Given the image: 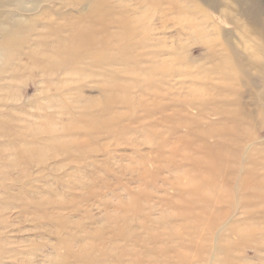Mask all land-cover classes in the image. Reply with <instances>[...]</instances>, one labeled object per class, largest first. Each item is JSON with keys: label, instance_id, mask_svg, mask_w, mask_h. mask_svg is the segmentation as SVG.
Instances as JSON below:
<instances>
[{"label": "rangeland", "instance_id": "obj_1", "mask_svg": "<svg viewBox=\"0 0 264 264\" xmlns=\"http://www.w3.org/2000/svg\"><path fill=\"white\" fill-rule=\"evenodd\" d=\"M138 1L124 2L154 15L149 26L161 27L148 34L159 40L149 42L155 48L144 50L136 43L148 37L144 32L120 42L119 48L133 45L129 54L85 40L73 48L75 54L58 52L68 63V75L61 67L46 70L52 76L43 77L41 69L30 67L33 72L23 71L24 79L17 82L18 97L4 98L0 110L29 123L36 140L42 139L37 146L43 147L35 145L39 154L5 169L9 183L0 190L5 202L0 264H63L62 257L67 264H264L263 226L245 222L244 214L264 207L246 199L264 196V181L257 180L264 175L260 25L242 15L244 0H217V9L190 3L205 10L211 22V35L202 39L187 36L191 17L172 13L174 23L157 22L165 8L139 7ZM253 3L256 19H264V0ZM113 40L110 46L116 47ZM226 40L244 69L235 60L224 64L205 56L206 42ZM89 49L96 55L86 56ZM150 52L158 55L144 57ZM108 54L109 62L117 61L114 69L102 65ZM242 69L256 83L249 84L239 74ZM166 71L174 77L164 84ZM59 80L67 84L66 96L49 86L62 89ZM152 83L157 88H148ZM195 100H212L213 106L205 105L199 114L197 105L192 107ZM180 190L182 199L176 196Z\"/></svg>", "mask_w": 264, "mask_h": 264}, {"label": "bare ground", "instance_id": "obj_2", "mask_svg": "<svg viewBox=\"0 0 264 264\" xmlns=\"http://www.w3.org/2000/svg\"><path fill=\"white\" fill-rule=\"evenodd\" d=\"M124 1L125 0H0V106L3 108L5 107L6 102H5L4 98H6V97H16L17 98L18 97V91L19 90H18L17 82H21V80L24 79V75H22L23 71H29L30 67H34L35 69H41L42 70L43 77L50 78L52 76V74H45V71L50 70V69H54V68H60L61 69V67H63V69L65 70L68 66V63L66 61H62V62L60 61V58H61L60 54H62V55L68 54L69 56L71 54H75L76 52H73V48L82 47L83 46L81 43L82 41H85V40L93 41V42H95L94 45L100 44L103 49H106L108 47H114V49H116L117 47H118V49L122 48V51L125 50L126 53L129 54L132 50L133 45H131L132 46L131 47L130 43H128V45H124V46L119 48V46H120L119 44L121 41H123L125 38L133 39L134 37H137V34H135V33H138V32H144L145 34L147 33L146 35H148L150 32L158 31L161 28L160 27L158 29L156 27L153 28V26L152 27L149 26V23L152 22L154 15L152 16L153 18H151L150 17L151 15L146 13V10L143 13H140L139 11H137V8L131 7V4L130 5L126 4L127 2L125 3ZM127 1L131 2V0H127ZM245 1H246V3H245ZM254 1L248 0V2H247V0H244V2H243L244 4L241 5L240 10L242 12V15L247 16V18H249L250 23L252 22V23H257L260 25L261 31H259V32H261L260 34H261V38H262V42H263V48H264V19H262V18L260 20L256 19L259 12H256V6L253 3ZM197 2H203L204 5L207 7V9L208 8L209 9H217V7H218V1L217 0H139L138 2H136L137 4L136 3L135 4L139 7L141 6V7L148 8L150 5H152V4L154 5V3H155L159 7H164L165 11L158 14L159 16H158L157 22L163 21V23H164L165 21L169 22L171 20V22L174 23V20L172 18L169 19V15H172V13H177V14L180 13V16L181 15H187L188 17H191V21L186 23L187 26L185 27V29L187 30V33H186L187 36H191V34L195 33V35L196 34L200 35L202 37V39L208 38L211 35V33L209 32V30L211 29V27L209 26L211 24V22H210V19L208 18L207 12L205 10L199 9L198 5L196 7H193V8L188 6L190 3H197ZM238 3H239V1H238ZM240 3H241V1H240ZM52 4H57L59 6V8L54 9L52 11L51 10L52 8H49L50 5H52ZM43 5H45L47 8L44 7ZM82 5L83 6L86 5V6H84L82 8L81 7ZM74 10L76 12L75 15L72 13V12H74ZM260 10H261V8H260ZM23 14H28V15H24L25 16L24 17V16H22ZM240 15H241V13H240ZM195 19H196V21H195ZM246 22H245V24H246ZM166 24H168V23H166ZM248 25H249V23H248ZM212 26H213V28H216V27H214L213 23H212ZM97 27H98V30H97ZM109 27H112L110 29L111 31L110 30L108 31L107 28H109ZM209 27H210V29H209ZM251 27H253V26H251ZM163 28H164V26H163ZM251 30H248V31H251ZM226 32H228V31H226ZM226 32H225L224 36L228 37V33H226ZM98 36H101L102 38L98 40L97 39ZM103 37H105V38H103ZM153 38H154V36H153ZM153 38H151V36L148 35V37L142 39L141 41H137L136 43L139 44V46H141V48L144 50H146V49L151 50V47L154 44H156V43H154L152 46L149 45V42L153 41ZM113 39H115V41ZM137 39H138V37H137ZM109 40H110V42H109ZM112 40H113V43L116 42L118 44L116 47L110 46V44H112V42H111ZM155 41L159 42V40H155ZM155 41H153V42H155ZM195 41H198V40H195ZM137 44H135L134 46H137ZM204 45L206 46L205 47V49H206V51H205L206 55L205 56L208 59H210V60L211 59L212 60L219 59V62L221 61V63H224V64H226V62H228V60H231V61L235 60L239 64V67H238L239 70L241 69V67H242L241 66L242 65L241 60L236 59V53H235V51L231 50V46H230V44H228V40H226V42H224V43L223 42H218V43L217 42H206ZM56 49H57V53H56ZM109 50H111V49H109ZM59 51H60V54H58ZM138 51H139V49H138ZM140 51H141V49H140ZM85 52L86 51H84L83 54ZM115 52H117V50ZM93 54L96 55L94 51H91V49H89V51L86 52L85 55L91 58L93 56ZM152 55L157 56L158 54L157 53L152 54L150 52L147 55H145L144 57L148 56L151 58V57H153ZM107 59L108 60H106V64L103 63L102 65H105V67L110 66L111 69H114V67L117 65V63H116L117 61L111 60L112 62H109L110 61V55L109 54L107 55ZM121 62H123V61H121ZM137 64L141 65V63H137ZM242 68L244 69V67H242ZM243 69H242V71H239V74L242 77H244L246 79V81H248L249 84L251 82H252V84L256 83V80L254 81V80L250 79L251 77L248 74V70L243 71ZM219 71L221 72L223 70L220 69ZM32 72L33 71H29V74H31ZM164 74H165V76L163 78L164 84L168 83V79L174 77V76H171L172 73L170 71H166V72H164ZM33 75L34 74H32V76ZM62 75L63 76L68 75V70L63 71ZM115 75H116V73H114L113 80L115 78ZM2 76H3V78H1ZM179 78H180V76H179ZM110 80L111 79H109V82H110ZM59 85L62 87V89L61 88L59 89V86L55 85V84H50L49 86L50 87H52V86L57 87L58 91L62 92V95L59 92L60 96H62V97L66 96L67 92L65 91V88H66L67 84L65 83V81H60ZM159 85H160V83H159ZM148 88L152 89V88H157V87H154V85L152 83V84H150V86ZM262 88H263V92H262L261 96H262V100H264V82L262 83ZM122 90L123 89H121V91ZM208 90L212 91V88H208ZM169 91L170 90L167 89V92H169ZM149 92L150 91H148L147 94H149ZM141 94H143V91L141 92ZM152 96L155 97V99H157L156 93H154ZM204 102L205 103L200 104V103H198V100L197 101L195 100L194 101L195 104H192L193 109H196L194 106L197 105V107H198L197 111L200 114L203 110H207L205 105L213 106V103H211L212 100H206ZM3 111H4V109L0 110V190L1 191L4 190V185H5L4 182L5 181L8 182V180H7L8 174L5 171V169H7V170L14 169V168L16 169L18 167V166H16V164L21 163L22 161L28 159L29 156L33 152H35V150H36L35 145L37 146V141L39 143H40V141H42V139H40V138H39L40 141L38 139L36 140L37 137H36V135H34L36 133L33 129L32 130L34 133L30 131L32 126L29 123H27L23 119L21 121H20V119L16 120V114H12L9 112H3ZM19 113H21V112H19ZM34 119H35V117L33 118V120ZM29 122H30V120H29ZM33 123H35V120L33 121ZM33 123H31V124H33ZM34 125H36V124H34ZM39 125H40V123H39ZM44 129L46 130V128H44ZM44 129L43 130L41 129V131H44ZM49 129L50 128H48L46 131H49ZM35 130H37V129H35ZM51 130H53V129H50V131ZM39 133H41V132H39ZM47 134H49V133H47ZM41 135H42V133H41ZM111 135H113V133H111ZM37 136L39 137L40 134ZM46 137H44V138H46ZM55 138H56V136L54 137V139ZM47 140H45L44 142H47ZM50 140H51V138H50ZM7 142H9V143H7ZM40 145L43 147V144H38V146H40ZM38 146H37V148H38ZM35 153H38V152L36 151ZM52 155L54 156V154H52ZM81 156H79V157H81ZM41 158L42 157L40 156L39 160H41ZM32 159H34V158H32ZM19 161H21V162H19ZM35 161L37 162V160H35ZM40 162H41L40 164H42V161H40ZM26 165H27V163H26ZM22 166L23 165L21 164L20 167H22ZM18 170H19V168H18ZM23 170H24V168L22 169V172H23ZM20 171L21 170H19V172ZM14 172H16V171L14 170ZM22 172H21V176L23 177ZM137 173H139V172H137ZM17 175H19V174H17ZM27 179H29V178H27ZM257 180L263 183L264 175L257 177ZM18 181H19V179H18ZM86 191L87 190L85 189V192ZM167 196H169V195L167 194ZM176 196L178 197V199H182V197L184 196V192L182 190H180L176 193ZM187 196H188V193H187ZM250 198L254 199L255 202H257V203L260 202V203L264 204V196H261V195H258L257 197H255V196L250 197L249 196L246 199L249 200ZM3 200L4 199L0 200V207L2 206V208H3V204L5 203ZM148 200H149V198H148ZM73 201H75V200L73 199ZM22 202H24V201H22ZM245 205H247V203H245ZM7 206H9V205H6V207ZM71 207L75 208L76 203H73ZM8 208L10 209L11 206H9ZM9 209H8V211H9ZM28 209H29V207H28ZM37 210H38V207H37ZM44 211H45V209H44ZM21 213L24 214V213H28V212L25 211L24 213L23 212H21ZM201 213H202V210H201ZM38 214H39V212H38ZM244 214L247 216L245 222L249 221V223H251V224L254 223V224H258L260 226L261 225L263 226L261 229L262 230L261 235L264 237V207L262 206L261 208H259V209L257 208L254 211H245ZM18 215H19V213H18ZM40 216H42V218H43V215H40ZM3 218H4V216H3ZM121 219L123 221V218H121ZM1 223H3V221H1V219H0V224ZM119 224H121V223H119ZM4 227H7V226H4ZM117 228H120V227H116V230H117ZM119 231H120V229H119ZM136 231H139V230H136ZM114 232H113V234H114ZM121 234H123V233H121ZM220 234L221 233H219V235ZM118 235H119V232L117 233L116 236H118ZM217 236H218V234H217ZM142 239H143V237H142ZM117 241L119 242V240H117ZM132 241H133V239H132ZM111 242L116 243V242H113V240ZM121 242L119 244H121ZM159 242H161V241H159ZM127 243L125 244V246L127 245ZM138 245H139V243H138ZM132 246L134 248V245H132ZM262 246H264V245H262ZM262 246H260V247H262ZM154 247L156 248V246H154ZM110 248L113 249L112 246ZM139 251H141V249H139ZM0 253H2V252H0ZM100 253H101V251H100ZM121 253L124 255L127 252L125 250L124 251L122 250ZM105 254H107V253H105ZM29 256H30V254H29ZM108 256H109V254H108ZM63 258H65V257H62V260L64 261L63 264H67L66 263L67 259L64 260ZM132 258H134V257H132ZM120 259H122V258L120 257ZM95 260H97V259L95 258ZM164 260H166V259H164ZM28 263H29V261H28ZM165 263H166V261H165ZM125 264H128V263H125Z\"/></svg>", "mask_w": 264, "mask_h": 264}]
</instances>
